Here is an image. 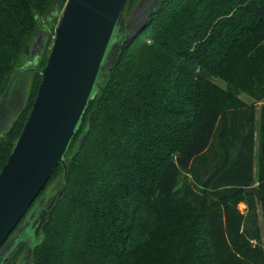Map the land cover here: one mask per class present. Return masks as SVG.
<instances>
[{"label":"trees","instance_id":"obj_1","mask_svg":"<svg viewBox=\"0 0 264 264\" xmlns=\"http://www.w3.org/2000/svg\"><path fill=\"white\" fill-rule=\"evenodd\" d=\"M56 1L0 0V100ZM141 1H131L134 14ZM133 25L71 144L68 182L45 213L33 264H264V0H164ZM40 80L24 75L1 113L12 118L0 171ZM257 129L261 204L246 193ZM62 176L60 166L40 194L59 178L45 206Z\"/></svg>","mask_w":264,"mask_h":264},{"label":"water","instance_id":"obj_2","mask_svg":"<svg viewBox=\"0 0 264 264\" xmlns=\"http://www.w3.org/2000/svg\"><path fill=\"white\" fill-rule=\"evenodd\" d=\"M63 1L54 3L45 24L36 30L25 52L30 64L14 72L0 100L2 136L12 117L1 113L21 78L30 73L40 75L33 106L0 171V250L24 218L23 227L29 226L30 216L42 207L40 194L61 166L62 180L46 213L60 198L68 182L67 155L71 144L90 101L113 67L115 47L124 39L126 27L144 21L164 0H142L129 23L124 21L128 0H66L62 6ZM56 19L53 46L46 65L40 67L39 59L49 41L48 26ZM21 98L18 110L24 104V93ZM246 193L261 204L263 195L258 187L252 185ZM42 225L43 221L38 227ZM37 235L39 238L40 233ZM36 243L32 240L29 250ZM16 250L14 246L2 264H7Z\"/></svg>","mask_w":264,"mask_h":264},{"label":"flooded vegetation","instance_id":"obj_3","mask_svg":"<svg viewBox=\"0 0 264 264\" xmlns=\"http://www.w3.org/2000/svg\"><path fill=\"white\" fill-rule=\"evenodd\" d=\"M29 64L30 63L28 62V65ZM28 87L29 83L27 82H25L24 84L22 83V85L19 87L18 93H16L17 95L15 96L13 102L17 105V107L20 105V102L22 100V94L24 93L25 95H27L26 93ZM46 204L47 200L42 199V207L28 219L29 226L23 227L26 221V218H24L22 222L18 225L16 230L11 234L9 239L6 241V243L0 250V264H2V261H4L6 254L14 246L17 248V250L12 255L7 264H33L32 250L29 249L32 245V240L37 242L39 239L37 238V234L40 233L42 227L40 228V226L38 227V225L41 221H44L46 213Z\"/></svg>","mask_w":264,"mask_h":264},{"label":"rangeland","instance_id":"obj_4","mask_svg":"<svg viewBox=\"0 0 264 264\" xmlns=\"http://www.w3.org/2000/svg\"><path fill=\"white\" fill-rule=\"evenodd\" d=\"M131 1L132 0H130L129 1V3H128V6H127V8H126V10H125V21H129V19L132 17V15H135L134 14V9H135V7H136V4H134L133 6H131V8L129 7L130 6V4H131ZM57 25V24H56ZM56 25L54 26V27H48V32H49V36H50V43H49V48H48V51H47V56L49 55V52H50V49H51V47L53 46V38H54V35H55V27H56ZM217 83L222 87V88H224V89H226V83L224 82V81H222V80H217ZM27 94V93H26ZM26 96V95H25ZM240 99H241V101H243L244 103H247V104H250V103H252V102H254L255 100H254V98H252V97H250L249 95H247V94H242L241 96H240ZM264 103V100H259V101H257V108H258V114H257V117H256V121H257V126H259V121H260V114H259V110H260V108H261V105ZM8 105L10 106L11 105V102L10 103H8ZM258 134H259V131H258V129H257V133H256V135H257V142H256V149H255V167H254V173H255V176H256V181H255V186L256 187H258V183H257V175H258V169H259V136H258ZM58 181H59V178H58V180L56 181V183H55V185H54V187L50 190V194H49V197H46V200H48L49 198H50V196H52L53 195V193H54V190H55V188H56V185L58 184ZM239 208L241 209V210H244L245 209V205H243V204H241L240 206H239ZM261 225H262V235H263V239H264V228H263V224L261 223ZM173 228V227H172ZM171 230V229H170Z\"/></svg>","mask_w":264,"mask_h":264}]
</instances>
